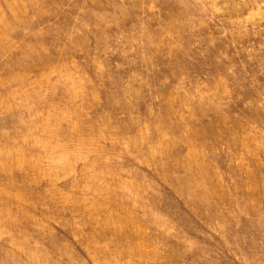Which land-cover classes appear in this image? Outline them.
Instances as JSON below:
<instances>
[{"label":"rangeland","instance_id":"rangeland-1","mask_svg":"<svg viewBox=\"0 0 264 264\" xmlns=\"http://www.w3.org/2000/svg\"><path fill=\"white\" fill-rule=\"evenodd\" d=\"M0 264H264V0H0Z\"/></svg>","mask_w":264,"mask_h":264}]
</instances>
